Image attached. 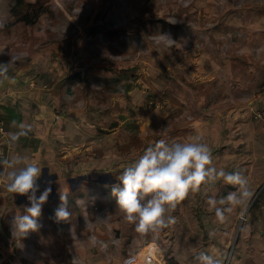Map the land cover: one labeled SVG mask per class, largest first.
I'll return each mask as SVG.
<instances>
[{"label": "rangeland", "instance_id": "rangeland-1", "mask_svg": "<svg viewBox=\"0 0 264 264\" xmlns=\"http://www.w3.org/2000/svg\"><path fill=\"white\" fill-rule=\"evenodd\" d=\"M11 59L0 111L26 114L33 163L40 178L58 175L59 195L43 205L38 231L14 239L29 201L0 181V264H151V249L164 264L173 254L188 264L201 253L219 264L259 259L248 238L264 235V133L253 116L264 93V0H0V62ZM190 136L218 169L240 170L252 197L221 221L206 201L236 188L208 182L166 214L175 223L137 233L114 184L97 180L116 179L160 139ZM80 176L91 179L72 190L68 179ZM62 190L67 223L54 219Z\"/></svg>", "mask_w": 264, "mask_h": 264}, {"label": "clouds", "instance_id": "clouds-1", "mask_svg": "<svg viewBox=\"0 0 264 264\" xmlns=\"http://www.w3.org/2000/svg\"><path fill=\"white\" fill-rule=\"evenodd\" d=\"M150 39L168 47L178 44L170 34H157ZM11 64L12 59L6 63L0 62V78L8 79ZM29 131L30 127L19 125V131L10 134L12 141L26 136ZM0 168L3 169L0 171V181L5 182L6 190L14 196H27L29 201L22 214L15 216L12 225L13 238L22 240L29 233L39 230L42 207L52 192L51 181L40 192L37 181L42 169L24 156L4 159L0 161ZM116 179L118 183L111 186V192L118 209L124 214V220L133 224L135 231L141 235L175 223V219L166 214L174 210L190 191H197L208 182L222 180L236 188L219 199L213 196L206 201L221 221L225 219V212L232 211V206L245 203L253 195L240 170L227 172L214 166L211 149L199 136H190L183 142L170 143L160 139L150 144ZM37 192H40L39 196ZM60 200L61 205L55 210L54 219L58 223L70 222L73 213L68 208V196L63 190ZM76 203L79 205L80 201ZM197 259L200 264H219L205 253H201Z\"/></svg>", "mask_w": 264, "mask_h": 264}, {"label": "crops", "instance_id": "crops-1", "mask_svg": "<svg viewBox=\"0 0 264 264\" xmlns=\"http://www.w3.org/2000/svg\"><path fill=\"white\" fill-rule=\"evenodd\" d=\"M0 82H1V80H0ZM8 82L10 83V81H8ZM3 83H7V81H4ZM1 85L2 84L0 83V87H1ZM3 85H5V84H3ZM1 89H3V88H1ZM1 89H0V95H1V92L3 90H7L5 88L3 90H1ZM0 99H1V102H0L1 104H2V102L9 103L8 101H6L7 99L5 100L4 97H2V98L0 97ZM1 107L3 108V106H1ZM249 112L247 111V116H249V118H250L251 111H249ZM0 114H1V116L5 122V126L8 130L7 135L3 138H0V161H2L4 159H11V158L16 157V156H24V157H27L30 162H34V160H33L34 159L33 148L30 145V142L32 140V131L30 130L26 136H21L19 138V140L15 141V142L12 141L11 135H10L11 133H15V132L19 131V125L23 124L26 126V123H27L26 114H23L20 111V109L14 108V107H11L7 110L2 109L0 111ZM258 123L263 124V126L260 125L258 127V129L260 130V133L263 135V133H264V130H263L264 129V122L259 121ZM260 141L262 143L263 138H261ZM262 145H263V143H262ZM0 169H2V168H0ZM248 239H249V243L250 244L252 243V245H253L252 246L253 247L252 250L254 252L253 254L259 257V259L258 258L256 259L257 261L252 260L251 264H259L258 261L260 260V257L263 258V260H264V235L252 236ZM254 243H256V245H254ZM151 250H154V249H151ZM158 252H159V264H164L161 252L159 250H158ZM141 255H139V256L141 257ZM174 255H175V257H174ZM172 256L175 258V261H176L174 264H188L187 261L181 262V259L177 256V254H173ZM263 260H260V264L261 263L264 264ZM238 261L239 260H237V258H236V260H235L236 264L238 263ZM242 264H248V262L242 261ZM249 264H250V262H249Z\"/></svg>", "mask_w": 264, "mask_h": 264}, {"label": "water", "instance_id": "water-1", "mask_svg": "<svg viewBox=\"0 0 264 264\" xmlns=\"http://www.w3.org/2000/svg\"><path fill=\"white\" fill-rule=\"evenodd\" d=\"M55 179H58V175H49L48 169H44L43 177L37 181V183L40 187V192H42L44 190V188L48 186V184H45L47 181L55 180ZM90 179H91V176L90 177L80 176L78 178H69L68 182L72 186V190H75L76 187L80 186L83 183V181L90 180ZM97 181L99 183H104V184L108 183L110 185L115 184L117 182L116 179H114L113 175H111V174L104 175L101 178H99ZM51 187H52V191H54L53 195H54V197H56L58 195V193L55 191L54 185L51 184ZM37 193H39V192H37ZM17 196L19 198H21L20 195H17ZM24 197L27 200V196H24Z\"/></svg>", "mask_w": 264, "mask_h": 264}, {"label": "built area", "instance_id": "built-area-1", "mask_svg": "<svg viewBox=\"0 0 264 264\" xmlns=\"http://www.w3.org/2000/svg\"><path fill=\"white\" fill-rule=\"evenodd\" d=\"M253 116L256 120H263L264 121V93L261 99V107L260 109L255 110ZM8 130L5 126V122L0 114V138H3L7 135Z\"/></svg>", "mask_w": 264, "mask_h": 264}, {"label": "bare ground", "instance_id": "bare-ground-1", "mask_svg": "<svg viewBox=\"0 0 264 264\" xmlns=\"http://www.w3.org/2000/svg\"><path fill=\"white\" fill-rule=\"evenodd\" d=\"M146 251V250H145ZM142 254H144V253H142ZM146 256V255H145ZM144 256V257H145ZM149 257H151L152 258V264H159V252H158V250L157 249H154V250H151L150 252H149V255H148ZM146 258V257H145ZM142 259V258H141Z\"/></svg>", "mask_w": 264, "mask_h": 264}, {"label": "flooded vegetation", "instance_id": "flooded-vegetation-1", "mask_svg": "<svg viewBox=\"0 0 264 264\" xmlns=\"http://www.w3.org/2000/svg\"><path fill=\"white\" fill-rule=\"evenodd\" d=\"M53 194H54V191L51 192V195H50L49 197L53 196ZM58 195H59V194H58ZM58 195H57V196H58ZM57 196H56V197H57ZM18 198H19V197H18ZM19 199H20L21 201H25V200H26L24 196H21V198H19Z\"/></svg>", "mask_w": 264, "mask_h": 264}, {"label": "trees", "instance_id": "trees-1", "mask_svg": "<svg viewBox=\"0 0 264 264\" xmlns=\"http://www.w3.org/2000/svg\"><path fill=\"white\" fill-rule=\"evenodd\" d=\"M257 121H263V120H257Z\"/></svg>", "mask_w": 264, "mask_h": 264}]
</instances>
